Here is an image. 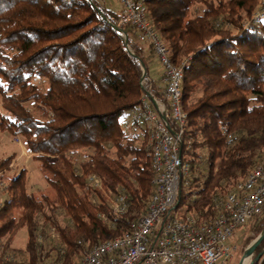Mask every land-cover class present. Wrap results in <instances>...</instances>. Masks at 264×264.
Listing matches in <instances>:
<instances>
[{"label":"trees","instance_id":"obj_1","mask_svg":"<svg viewBox=\"0 0 264 264\" xmlns=\"http://www.w3.org/2000/svg\"><path fill=\"white\" fill-rule=\"evenodd\" d=\"M144 1L170 60L183 67L180 153L190 177L180 183L175 210L210 219L213 196L264 157V20L252 19L259 0ZM120 18L98 0H0V130L21 137L46 181L30 191L24 170L8 174L14 155L0 157V264H23L16 257L25 253V264H72L145 211L152 192L148 132L129 111L144 95L142 77L153 96L161 97L162 85L149 76L150 46ZM124 114L131 133L119 121ZM75 153H83L77 166ZM89 174L99 177L100 189L88 186ZM118 192L128 194L129 207L116 216L108 196ZM251 223L247 243L263 230L264 211ZM50 226L64 247L54 255L38 241ZM22 227L27 242L12 248ZM263 254L264 236L252 264H264Z\"/></svg>","mask_w":264,"mask_h":264},{"label":"built area","instance_id":"obj_2","mask_svg":"<svg viewBox=\"0 0 264 264\" xmlns=\"http://www.w3.org/2000/svg\"><path fill=\"white\" fill-rule=\"evenodd\" d=\"M118 2L120 23L133 29L139 42L150 46L163 72L161 97L152 95L150 80L142 77L144 95L129 111L131 120L147 128L152 192L145 211L129 230L90 246L73 264H225L236 247L232 242L234 233L264 211V157L231 190L213 196L210 219L175 210L180 183L188 184L190 177L180 153L186 124L181 104L183 67L170 60L168 47L150 23L145 1ZM261 3L253 20H264V0ZM120 33L126 38L125 32ZM89 186L100 189V179L90 175ZM108 201L114 215L127 212V193H114ZM100 217L109 222L106 216ZM62 260L49 259L44 264H63Z\"/></svg>","mask_w":264,"mask_h":264},{"label":"rangeland","instance_id":"obj_3","mask_svg":"<svg viewBox=\"0 0 264 264\" xmlns=\"http://www.w3.org/2000/svg\"><path fill=\"white\" fill-rule=\"evenodd\" d=\"M100 4L107 6L113 10L118 11L119 10V2L118 0H98ZM259 6L262 8L261 0L258 1ZM260 10V9H259ZM258 10V11H259ZM257 11H253L252 15H254ZM164 42V41H163ZM165 43V42H164ZM166 44V43H165ZM167 46V44H166ZM153 57L151 56V53L149 52L147 54V60L149 63L153 62ZM25 105L31 110V112L36 116L39 117V111L33 106L31 102L25 103ZM0 112L3 113V109L0 106ZM127 117L126 114H124L122 117L119 118V121H121V124L124 126L127 132L131 133L130 125L125 123L123 121ZM82 152L91 153L92 151L90 149H84ZM13 154L14 157L11 161V170L8 172V174L16 175L21 170L25 171V178L27 180V187L30 191L38 192L39 190H42L46 187V181L41 176L37 161H35L31 157V153H29L21 139V137L12 136L6 131L0 130V157L5 158L9 155ZM83 153H75L73 154V159L76 163V166L79 164V162L83 159L82 156ZM92 174H89L87 176V184L89 186V176ZM96 177H98L96 174H94ZM99 178V177H98ZM90 187V186H89ZM94 188V187H93ZM5 197V194L3 195L0 193V198L3 199ZM111 197V195L108 196V199ZM107 199V200H108ZM60 221L63 223L65 222V219L60 215ZM250 223V222H249ZM247 224L243 228H240L237 230L233 237L232 242L236 246L234 252L230 256V258L225 262V264H242V259L245 256V250L247 247L251 244V242L258 236H256L254 239H252L249 243L245 241V238L247 236H250L252 234V223ZM39 235H41V240L43 243V249L48 250L51 249V254H55V250H59V248H64L61 246V236L60 231L57 228H52L51 226L49 228H46L45 230L38 231ZM47 236V237H45ZM45 237V238H44ZM28 239L27 229L26 227H22L16 231V233L11 238V247L12 248H24L26 242ZM81 255H76L72 258V264L76 263L79 259H81ZM16 259L20 262H23V264L27 263L29 260V257L27 253L25 254H19L17 255ZM253 256L252 254L249 255L248 261H246L245 264H252Z\"/></svg>","mask_w":264,"mask_h":264},{"label":"crops","instance_id":"obj_4","mask_svg":"<svg viewBox=\"0 0 264 264\" xmlns=\"http://www.w3.org/2000/svg\"><path fill=\"white\" fill-rule=\"evenodd\" d=\"M121 11V5L119 3V10L118 12ZM151 56L153 57V55L151 54ZM146 59H147V56H146ZM153 59V62L152 63H149V61L147 60L148 62V66H149V76L150 78H153L155 80H158L159 79V83L162 85V68L160 67V65L157 63V60L155 59V57L152 58Z\"/></svg>","mask_w":264,"mask_h":264},{"label":"water","instance_id":"obj_5","mask_svg":"<svg viewBox=\"0 0 264 264\" xmlns=\"http://www.w3.org/2000/svg\"><path fill=\"white\" fill-rule=\"evenodd\" d=\"M264 236V228L261 231V233H259V235L251 242V244L247 247V249L245 250V255L246 253H249V255L252 254L253 250L255 249V247L257 246V244L260 242V240L262 239V237Z\"/></svg>","mask_w":264,"mask_h":264},{"label":"bare ground","instance_id":"obj_6","mask_svg":"<svg viewBox=\"0 0 264 264\" xmlns=\"http://www.w3.org/2000/svg\"><path fill=\"white\" fill-rule=\"evenodd\" d=\"M248 259H249V253H246V255L242 259V264H245L246 261H248Z\"/></svg>","mask_w":264,"mask_h":264}]
</instances>
